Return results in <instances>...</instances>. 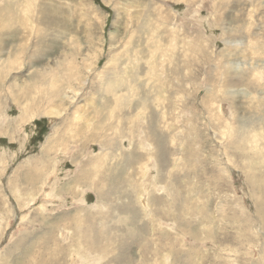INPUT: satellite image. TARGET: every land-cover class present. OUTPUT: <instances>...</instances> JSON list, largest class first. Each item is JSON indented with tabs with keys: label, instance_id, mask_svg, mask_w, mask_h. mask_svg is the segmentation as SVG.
Segmentation results:
<instances>
[{
	"label": "rangeland",
	"instance_id": "rangeland-1",
	"mask_svg": "<svg viewBox=\"0 0 264 264\" xmlns=\"http://www.w3.org/2000/svg\"><path fill=\"white\" fill-rule=\"evenodd\" d=\"M0 11V264H264V0Z\"/></svg>",
	"mask_w": 264,
	"mask_h": 264
},
{
	"label": "bare ground",
	"instance_id": "bare-ground-1",
	"mask_svg": "<svg viewBox=\"0 0 264 264\" xmlns=\"http://www.w3.org/2000/svg\"><path fill=\"white\" fill-rule=\"evenodd\" d=\"M10 6V5H9ZM6 11V10H5ZM1 13V11H0ZM55 74H53L52 76V79H54V76ZM122 85V81H115L113 83H109L107 84L106 88H105V93L108 97H114L116 96V94L118 93V88ZM126 87V85H125ZM128 88V87H127ZM119 97H123L122 94L119 96ZM155 141V140H154ZM156 143V141H155ZM17 164V163H16ZM51 180V179H50ZM52 192V191H51ZM145 198V197H144ZM49 202V201H48ZM45 206V205H44ZM127 230V229H126ZM49 235V234H48ZM53 235V234H52ZM60 235V234H59ZM62 235V234H61ZM53 237V236H52ZM132 237V236H131ZM51 238V237H50ZM54 238V237H53ZM88 254V253H87ZM80 255V254H79ZM92 255V254H91Z\"/></svg>",
	"mask_w": 264,
	"mask_h": 264
}]
</instances>
